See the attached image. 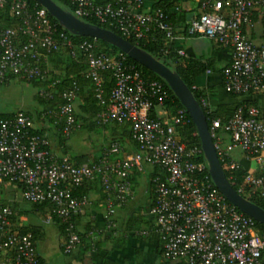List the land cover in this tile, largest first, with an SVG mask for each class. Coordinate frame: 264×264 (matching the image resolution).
<instances>
[{
  "label": "built area",
  "instance_id": "obj_1",
  "mask_svg": "<svg viewBox=\"0 0 264 264\" xmlns=\"http://www.w3.org/2000/svg\"><path fill=\"white\" fill-rule=\"evenodd\" d=\"M142 1L68 0L69 12L75 17H92L119 36L144 38L151 31L160 33L166 53L175 38L173 24L160 8L141 11ZM5 3L0 0V11ZM197 8L185 30L229 50V61L221 69L223 89L260 102L240 104L223 122L210 119L207 129L213 149L225 169L238 165L230 155L234 149L252 159L257 173L246 171L235 191L256 193L264 200V0H199ZM8 11L18 23L0 29V83L10 76L46 78L47 69L41 62L61 46L71 57L81 53L87 66L85 76L92 81L102 105L100 71L108 69L113 79L108 103L98 114L100 121L128 122L130 137L137 145L133 152L124 153L113 142L96 161L76 164L65 154L51 152L49 139L35 131L37 124L44 123V113L37 122L20 109L0 117V185L18 184L23 201L50 205L42 223L50 224L52 215L64 223L63 253L73 251L80 241L71 215L82 214L95 201L102 210L103 230L112 228L115 209L134 196L130 175L148 165L157 167L163 176H150L153 200L148 214L153 217V231L162 242L165 260L171 264H264V232L257 233L254 220L227 202L214 186L205 160L198 159L200 146L177 139L174 128L186 122V111L177 107L171 113L163 106L167 92L161 82L143 79L122 52L111 56L96 51L94 39L73 42L56 30L43 7L9 0ZM176 53L183 55L182 50ZM38 94L49 97L45 87L40 86ZM75 97L72 83L59 93L60 103L46 112L62 121L64 136L78 127ZM200 102L207 104L205 98ZM152 107L155 117L148 115ZM93 179H97L102 196L73 194ZM13 215L9 205H0V264H40L36 241L29 231H19Z\"/></svg>",
  "mask_w": 264,
  "mask_h": 264
},
{
  "label": "trees",
  "instance_id": "obj_2",
  "mask_svg": "<svg viewBox=\"0 0 264 264\" xmlns=\"http://www.w3.org/2000/svg\"><path fill=\"white\" fill-rule=\"evenodd\" d=\"M56 4H58L61 8L71 11V5L68 0H53ZM61 3H60V2ZM181 0H157L152 7L153 11L156 8H160L166 15L168 20L174 25V23L178 21H183L185 19V12L176 10L175 7L179 4ZM8 2L6 0L5 5L0 11V29L12 26L18 23V20L12 16L8 11ZM30 7L34 8H42L35 0H26ZM49 21L54 24L56 30L58 32H63L68 35V37L73 42H78L81 40L92 41L93 38L86 36H78L73 35L67 32L63 27H61L57 21L51 17L47 12H45ZM83 20L104 27L110 28L107 25L98 23L92 17L83 18ZM56 36V35H54ZM130 43L136 45L137 47L143 49L154 58L162 62L171 70L175 71L181 80L185 83V85L189 88L192 96L199 104L207 124L210 119L218 118L220 121H225L228 117L232 115L234 110L240 104H258L256 99L253 97L240 94H232L226 92L222 87L221 80V70H220V83L219 87L223 91L224 95H220L215 91L210 90L208 87H204L203 85V73L206 69L215 70L213 68L212 62L209 59H199V58H191L188 60H181L178 54L175 51H171V45L168 47L166 53L163 52V43H162V35L156 31H151L145 35L144 38H133V37H125L121 36ZM20 39L22 37H19ZM95 42V50L104 52L107 55L114 56L118 52H120L116 47L94 39ZM123 54V53H122ZM125 59L135 65V67L139 70L141 77L145 80H157L161 82L163 88L167 92V97L163 101V106L170 110L172 113L177 107H182L177 98L174 96L170 88L166 85L163 79H161L154 72L145 68L138 62L134 61L130 57L123 54ZM46 59L49 63V67L46 66L44 60L41 62V67L46 68V78L44 79H31L24 80L28 81L33 85L38 87H45L49 93V97L40 96L38 94V90L36 91L35 99L38 102V106L36 109L31 111L23 110L27 113L31 118L35 119L37 122L41 114H45L42 120L45 123H40L35 127V131L39 134H44L48 139L53 137L55 139L56 145L60 147L61 154H66V150L62 145V142L66 136L62 134V121L54 119L52 116L46 114L47 111L53 110L58 103H60L59 93L67 87H70L72 83L76 86V97L74 100V119L75 123H77V130H84L87 132H95L100 134L102 137V142L97 146L96 152L92 158H89L86 154H68L67 156L76 164L82 162L96 161L100 158L101 154L109 147V145L113 142L118 143L121 146L122 152L130 153L137 149V145L134 141H132L130 137V128L129 123L126 121L117 122L115 120H109L105 122H101L98 114L105 108V105L108 103L109 93L113 86V79L108 69L100 71V80H101V88H102V98L105 101V104H100L98 99L95 97L94 85L89 77L85 76V72L87 66L83 61L81 53H77L76 57H71L69 55V51L66 47L61 46L56 51H51L46 54ZM222 69V68H221ZM13 78V76H10ZM22 80V79H21ZM201 81V82H200ZM202 83V84H201ZM47 85V87H46ZM200 98H205L207 100V104L203 106L200 102ZM215 99V100H214ZM214 100V101H213ZM12 113H0V117H6L11 115ZM148 115L150 117L156 116V111L154 107H152L148 111ZM186 122L182 125L175 126V134L177 139L180 142H183L185 145H199V140L196 134L195 127L191 122L188 114L185 112ZM73 132V131H71ZM50 142V141H49ZM50 149V145H49ZM52 152V150H51ZM54 153V152H53ZM199 160H203L202 155L199 156ZM221 167L222 162L219 161ZM223 173L229 183L231 184L234 190L238 189V186L243 181L244 176L246 175V169L241 165H237L236 168L233 169H225L222 167ZM160 175L159 169L157 167H152L150 171L149 177L147 179V188L149 189V193L146 196L144 202L136 204L132 207H129L120 222V224H116L108 229L103 230V222L101 218L100 225L92 223V221H86L80 229L76 228L75 219L80 215L85 213V210L82 214H73L71 215L70 221L72 222L73 230L79 235L80 241L76 245L75 249H79L81 251H90L95 252L100 259L99 264H112L109 258L105 256L108 255L112 250H119L125 246L126 239L128 236H138L142 238H154L156 239V247L154 250V257L157 261V264H171L167 260H165L161 255L162 250V242L156 232H154L153 226V217L148 214V209L153 200V192L152 185L150 182V176L152 175ZM131 181V186L134 190L136 186V182L133 181L131 175L129 177ZM7 184V183H6ZM12 184V183H9ZM14 190H19L18 184H12ZM95 194L102 196V192L100 186L98 184L97 179H93L92 181L84 182L79 187L74 189L73 194L79 196L81 194ZM241 196L258 205L262 209H264V200L259 197L256 193H245L242 191L238 192ZM101 199V198H100ZM32 206L30 209H19L18 215L20 214H31L36 218L37 223H23L19 225V231L26 232L29 231L34 240L38 238L39 235V227L42 224H39V216L46 214L50 205L46 202L42 203H30ZM127 204V203H126ZM126 204L119 206L120 208L126 206ZM0 205H4L1 203ZM9 205L14 211L16 206L14 203L6 204ZM92 206L96 210L95 201L92 202ZM118 208V207H117ZM238 210V209H237ZM15 214V212H14ZM14 219V215L12 216V220ZM114 220V215H113ZM115 222V221H114ZM51 223H54L58 229L61 231L62 236H64V223L52 215ZM254 229L257 233L264 232V226L256 221H254ZM145 230L146 234H140L139 231ZM90 231V232H89ZM105 243L109 244V247L105 246ZM73 250V251H74ZM71 251V252H73ZM70 252V253H71ZM64 253V254H70Z\"/></svg>",
  "mask_w": 264,
  "mask_h": 264
},
{
  "label": "crops",
  "instance_id": "obj_3",
  "mask_svg": "<svg viewBox=\"0 0 264 264\" xmlns=\"http://www.w3.org/2000/svg\"><path fill=\"white\" fill-rule=\"evenodd\" d=\"M93 1L97 3H102L107 0ZM156 1L157 0H143L141 5V11H151L153 4ZM198 1L199 0H181L177 7H175L176 10L184 11L186 16L183 21H178L173 25L175 38L172 41L171 51L176 52V50H182L183 55H178L181 60H188L191 58L209 59L212 62L213 68L215 70H210L209 73L204 72L202 83L204 87H208L210 90L215 91L217 87L220 88V70L229 61V50L216 46L211 40L202 35H190L186 32L185 29L188 20L192 16L197 14ZM44 62L46 63V66L49 67L47 59H45ZM11 79L19 78L13 77L9 80ZM8 81H6L5 83H7ZM215 92L218 93L217 91ZM36 108L37 107L33 108L32 110ZM231 158L235 162H237V164L244 167L247 172L257 173L256 164L252 159H246L242 155H239L237 157L231 156ZM151 170V166L145 165L143 166L142 171L133 172L131 175L133 181L136 182V186H138L140 181L144 182L142 190V194L144 195L143 202L149 193L146 181L149 177ZM134 205H136V201H132L122 208H116L114 212L115 223L120 224L122 217L125 213L124 211ZM101 213L102 210L98 209L97 207L96 210L93 206L88 207L85 210V213L75 219L76 228L80 229L86 221H92V223L100 225ZM30 223L38 224V222L31 221ZM39 232L40 233L38 235V238H36L35 240V250L40 264H99L100 259L98 258V255L95 252L81 251L79 249H76L70 254H64L61 251V242L63 240V236L61 234V231L54 223L41 224L39 227ZM156 243L157 241L154 238L148 239L138 236H128L124 247L116 251L112 250L105 257L109 258L112 264H152L153 262L156 263L158 260L156 261L153 254L156 247ZM105 246L109 247V244L105 243Z\"/></svg>",
  "mask_w": 264,
  "mask_h": 264
},
{
  "label": "water",
  "instance_id": "obj_4",
  "mask_svg": "<svg viewBox=\"0 0 264 264\" xmlns=\"http://www.w3.org/2000/svg\"><path fill=\"white\" fill-rule=\"evenodd\" d=\"M35 1L70 34L91 37L106 42L163 79L195 127L202 156L206 162L207 171L214 186L227 202L264 226V209L237 193L226 179L213 149L205 116L189 88L175 71L115 32L75 17L53 0Z\"/></svg>",
  "mask_w": 264,
  "mask_h": 264
},
{
  "label": "rangeland",
  "instance_id": "obj_5",
  "mask_svg": "<svg viewBox=\"0 0 264 264\" xmlns=\"http://www.w3.org/2000/svg\"><path fill=\"white\" fill-rule=\"evenodd\" d=\"M60 2V1H59ZM61 3V2H60ZM38 86L31 84L28 81L20 79H11L7 83H0V113H8L16 111L17 109H22L26 111H31L38 106V102L35 99V93L38 90ZM218 94L224 95L220 88H216ZM215 100V99H214ZM213 100V101H214ZM34 121H36L34 119ZM45 123V122H44ZM102 136L95 132H87L84 130H73L68 136H66L62 142L63 147L66 150V154H86L89 158L97 153V146L102 142ZM50 150L52 152L59 154L61 153L60 147L56 145L55 139L53 137L49 138ZM231 156L241 155L237 149L230 152ZM12 184L3 183L0 185V204H11L14 203L16 208L14 210L13 222L18 226L23 223L36 222L31 214H20L18 215L19 209H30L32 206L30 203L23 201L20 198L19 190L11 186ZM144 182L140 181L138 186L134 189L133 198L127 202L136 201V204L143 202L144 195L142 194ZM126 204V205H127ZM126 211V210H125ZM124 211V212H125ZM39 222L42 223V215L39 216ZM43 224V223H42ZM49 226V225H47ZM139 264V263H137ZM149 264V263H148ZM152 264H157L153 262Z\"/></svg>",
  "mask_w": 264,
  "mask_h": 264
}]
</instances>
